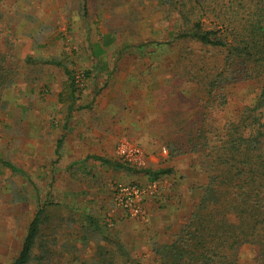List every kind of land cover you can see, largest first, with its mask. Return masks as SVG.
<instances>
[{
    "label": "rangeland",
    "instance_id": "374dc122",
    "mask_svg": "<svg viewBox=\"0 0 264 264\" xmlns=\"http://www.w3.org/2000/svg\"><path fill=\"white\" fill-rule=\"evenodd\" d=\"M0 11V53L12 70L0 94V159L24 173L0 166V264L17 256L41 207L34 254H44L42 264H154L153 245L178 233L207 177L200 149L254 102L261 81H237L225 108L206 106L202 84L220 56L175 40L157 0H0ZM123 141L143 150L145 167L94 159L118 163ZM166 169L144 219L116 206L115 187L148 188ZM255 257L241 247L240 264Z\"/></svg>",
    "mask_w": 264,
    "mask_h": 264
},
{
    "label": "trees",
    "instance_id": "16d2710c",
    "mask_svg": "<svg viewBox=\"0 0 264 264\" xmlns=\"http://www.w3.org/2000/svg\"><path fill=\"white\" fill-rule=\"evenodd\" d=\"M168 20L174 22L175 40L200 45L208 53L220 56L202 84L208 98L205 105L225 108L227 92L237 81H261L255 100L236 120L228 121L213 135L211 145L200 149L206 179L195 188L199 191L191 212L168 244L153 245L154 264H240L243 245L254 248V264H264V0H157ZM0 11V20H1ZM127 49V47H124ZM141 52L143 46L137 47ZM137 51V52H138ZM214 54V55H215ZM12 70L0 53V94L11 82ZM69 101L75 106L72 73ZM197 131V138L200 137ZM62 139L55 156L60 159ZM197 149H192L194 152ZM114 170L131 167L112 163ZM0 166L17 176L22 170L0 159ZM150 174V170L141 171ZM172 174L171 169L153 172L151 182ZM194 193V187L190 189ZM44 208L31 220L20 251L11 264H42L44 254H34L41 231ZM87 219L93 223L91 217ZM97 231L103 232L95 225ZM39 251V248H38ZM124 257L129 255L122 250ZM43 254V255H42ZM127 264H144L132 259Z\"/></svg>",
    "mask_w": 264,
    "mask_h": 264
},
{
    "label": "built area",
    "instance_id": "2783aa9c",
    "mask_svg": "<svg viewBox=\"0 0 264 264\" xmlns=\"http://www.w3.org/2000/svg\"><path fill=\"white\" fill-rule=\"evenodd\" d=\"M163 156H167L166 148H161ZM117 157L119 162L133 168H143L146 165V157L143 150L128 141L121 142L117 147ZM159 193V184L152 182L148 188H142L138 185L117 186L113 190V197L116 206L126 212V214L135 219H144L146 213L144 203L147 198Z\"/></svg>",
    "mask_w": 264,
    "mask_h": 264
},
{
    "label": "crops",
    "instance_id": "0c3cea01",
    "mask_svg": "<svg viewBox=\"0 0 264 264\" xmlns=\"http://www.w3.org/2000/svg\"><path fill=\"white\" fill-rule=\"evenodd\" d=\"M194 178H195V177H194ZM199 180H200L201 184H202V182H204V179H202V178H200ZM201 180H202V181H201Z\"/></svg>",
    "mask_w": 264,
    "mask_h": 264
}]
</instances>
